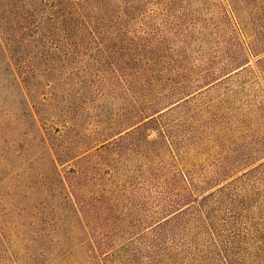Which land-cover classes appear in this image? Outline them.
I'll return each instance as SVG.
<instances>
[{
	"label": "rangeland",
	"instance_id": "374dc122",
	"mask_svg": "<svg viewBox=\"0 0 264 264\" xmlns=\"http://www.w3.org/2000/svg\"><path fill=\"white\" fill-rule=\"evenodd\" d=\"M127 4L78 53L45 58L61 81L31 83L36 121L22 118L13 98L0 107V264H118L123 254L145 264L148 217L162 179L176 173L193 199L222 191L211 208L215 236L188 231L182 245L264 264V178L249 180L264 163V0ZM117 71L127 76L116 80ZM99 138L118 144L92 165L115 194L107 201L113 226L107 219L94 230L102 254L113 255L106 262L90 257L91 230L77 229L57 183H41L47 155L66 177ZM66 216L71 229L56 228ZM238 226L246 237L229 236Z\"/></svg>",
	"mask_w": 264,
	"mask_h": 264
},
{
	"label": "trees",
	"instance_id": "16d2710c",
	"mask_svg": "<svg viewBox=\"0 0 264 264\" xmlns=\"http://www.w3.org/2000/svg\"><path fill=\"white\" fill-rule=\"evenodd\" d=\"M127 3L128 0H0V107H7L10 104L9 99L13 98L16 102L15 110L19 115L36 121L27 102L31 94V83L39 80V77L50 79L57 85L61 81L59 76L56 77L57 72L54 70L56 63L45 58L78 53L85 40L97 38L105 32L102 25L104 19L110 22L120 19L113 9L125 13ZM40 63L48 65L47 70L40 71ZM118 72H114V77L122 81L127 75ZM134 125L136 122L132 124ZM95 141L99 142L94 144L95 147L103 144L91 152V157L79 158L81 164L66 177H61L56 161L51 155H47L49 164L43 168L46 179L43 177L41 183L43 189L51 188L52 182L57 183L59 196L62 195L66 199L65 204L69 207L67 211L76 221L77 229L91 230L86 232L90 257L102 262L108 260L112 253L102 254L104 245L97 242L98 234L96 235L94 230H100L101 223L105 228L107 219L113 226L107 201L112 200L115 194L107 192L104 176L101 175V170H98L100 167L92 165L95 160H104L107 153L109 155L117 151L118 146L114 148L116 142L104 144L106 140L100 138ZM84 143L82 142V145ZM67 154L63 151L61 156L66 157ZM249 173L250 181L264 178V163ZM94 179L96 185L92 187ZM187 183V177L182 173L162 179L157 191L162 196L148 217L152 220V240L146 253L145 264L245 263V257H234L227 252L216 256L209 250H187L185 245H182L180 236L188 234V231L195 230L194 235H208L210 239L215 236L211 208L217 194L222 192L219 190L218 193H209L205 197L193 199L194 191L189 189ZM166 195L172 200H167ZM139 196L146 198L149 195L145 192ZM55 207L53 211L57 213ZM49 215L51 214H48L47 221L52 219ZM67 218L69 217L58 221L56 228L71 229L72 225ZM244 230L246 231L244 226H238V234L233 236L230 233L229 236L246 237ZM113 231H117V228L113 227ZM65 252L71 255L70 250ZM117 257L118 264H139L128 254Z\"/></svg>",
	"mask_w": 264,
	"mask_h": 264
}]
</instances>
